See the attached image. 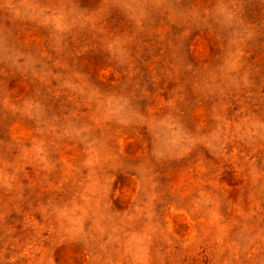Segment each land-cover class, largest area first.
I'll use <instances>...</instances> for the list:
<instances>
[{"label": "rangeland", "instance_id": "374dc122", "mask_svg": "<svg viewBox=\"0 0 264 264\" xmlns=\"http://www.w3.org/2000/svg\"><path fill=\"white\" fill-rule=\"evenodd\" d=\"M0 264H264V0H0Z\"/></svg>", "mask_w": 264, "mask_h": 264}]
</instances>
